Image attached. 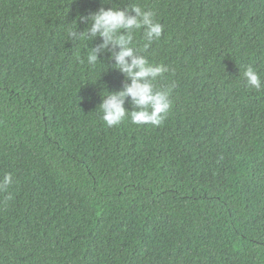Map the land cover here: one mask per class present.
<instances>
[{
	"label": "trees",
	"instance_id": "obj_1",
	"mask_svg": "<svg viewBox=\"0 0 264 264\" xmlns=\"http://www.w3.org/2000/svg\"><path fill=\"white\" fill-rule=\"evenodd\" d=\"M112 4L163 26L158 126L102 120L124 76L67 35L100 0H0V264H264V0Z\"/></svg>",
	"mask_w": 264,
	"mask_h": 264
},
{
	"label": "clouds",
	"instance_id": "obj_2",
	"mask_svg": "<svg viewBox=\"0 0 264 264\" xmlns=\"http://www.w3.org/2000/svg\"><path fill=\"white\" fill-rule=\"evenodd\" d=\"M109 3L112 0H100L96 11L79 15V22L86 25L84 31L69 30L67 35L73 40L99 38L102 42L91 48L87 62L95 65L101 61L100 55L107 52L108 59L115 60L112 67L124 76L120 90L108 91L101 98L99 108L104 123L114 127L128 117L135 125L158 126L170 108V101L169 91L157 88L155 82L168 69L163 65H153L138 54L139 50L134 46V33L143 29V47L147 48L160 38L163 26L154 19V13L145 11L139 4H132L125 9L115 4L105 7ZM117 48L119 51H116ZM243 77L251 88L260 89L264 86L258 72L251 66L243 72ZM126 102L131 110L125 107ZM12 183L11 174L5 175L0 179V191L7 190Z\"/></svg>",
	"mask_w": 264,
	"mask_h": 264
}]
</instances>
